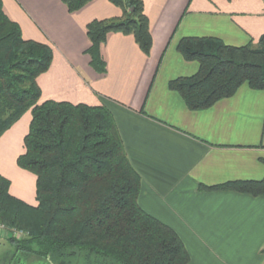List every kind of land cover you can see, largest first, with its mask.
<instances>
[{
  "label": "crops",
  "instance_id": "obj_1",
  "mask_svg": "<svg viewBox=\"0 0 264 264\" xmlns=\"http://www.w3.org/2000/svg\"><path fill=\"white\" fill-rule=\"evenodd\" d=\"M1 1L24 39L52 50L48 69L36 78L38 102L109 110L140 177L138 204L178 234L187 264H264V196L199 188L264 178V89L243 83L232 96L192 110L168 87L198 70L176 48L183 37L256 46L264 0H142L148 53L132 34L110 32L100 47L103 73L90 65L86 26L122 16L110 0H88L71 12L63 0ZM30 120L28 110L0 136V175L11 195L34 206L35 176L16 164Z\"/></svg>",
  "mask_w": 264,
  "mask_h": 264
},
{
  "label": "trees",
  "instance_id": "obj_2",
  "mask_svg": "<svg viewBox=\"0 0 264 264\" xmlns=\"http://www.w3.org/2000/svg\"><path fill=\"white\" fill-rule=\"evenodd\" d=\"M87 1L63 0L70 12ZM110 1L122 16L86 26V53L98 73L105 71L100 47L108 33L132 34L145 53L152 44L142 0ZM176 48L185 60L199 65L193 75L168 82L192 110L232 96L243 83L264 89V33L256 46L183 37ZM51 59L50 46L24 39L0 0V136L30 110L24 152L16 164L35 176L33 206L11 195L9 180L0 175V221L26 233L8 239L13 258L23 253L47 264H187L189 254L178 234L138 204L140 177L109 110L103 105L38 102L36 78ZM199 188L264 196V178ZM18 257L9 264L19 263Z\"/></svg>",
  "mask_w": 264,
  "mask_h": 264
},
{
  "label": "rangeland",
  "instance_id": "obj_3",
  "mask_svg": "<svg viewBox=\"0 0 264 264\" xmlns=\"http://www.w3.org/2000/svg\"><path fill=\"white\" fill-rule=\"evenodd\" d=\"M138 201V199H137ZM0 224H2L6 231H0V238H3V240H7L4 243L0 241V264H9V262L12 259H17L18 257V262L17 264H47L43 259H40L39 257L35 255H26L23 253H18L15 258H13V248L11 244L8 242V239L10 237L15 238V239H21L24 238L26 233L24 230L14 227V226H9L8 224H5L0 221ZM14 230L16 233L13 234L12 232H7L8 230ZM22 233V234H21ZM189 261V260H188Z\"/></svg>",
  "mask_w": 264,
  "mask_h": 264
},
{
  "label": "built area",
  "instance_id": "obj_4",
  "mask_svg": "<svg viewBox=\"0 0 264 264\" xmlns=\"http://www.w3.org/2000/svg\"><path fill=\"white\" fill-rule=\"evenodd\" d=\"M6 231V229H5V227L2 225V224H0V231ZM7 232H12L13 234H15L16 232L12 229V230H8ZM22 234V233H21Z\"/></svg>",
  "mask_w": 264,
  "mask_h": 264
}]
</instances>
